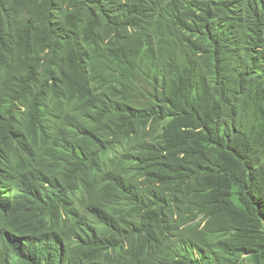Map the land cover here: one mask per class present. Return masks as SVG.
Returning a JSON list of instances; mask_svg holds the SVG:
<instances>
[{
  "label": "trees",
  "instance_id": "obj_1",
  "mask_svg": "<svg viewBox=\"0 0 264 264\" xmlns=\"http://www.w3.org/2000/svg\"><path fill=\"white\" fill-rule=\"evenodd\" d=\"M0 264H264V0H0Z\"/></svg>",
  "mask_w": 264,
  "mask_h": 264
}]
</instances>
